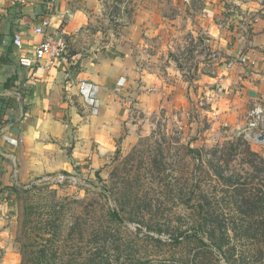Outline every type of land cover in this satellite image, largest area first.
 Returning a JSON list of instances; mask_svg holds the SVG:
<instances>
[{
	"label": "rangeland",
	"instance_id": "obj_1",
	"mask_svg": "<svg viewBox=\"0 0 264 264\" xmlns=\"http://www.w3.org/2000/svg\"><path fill=\"white\" fill-rule=\"evenodd\" d=\"M143 1L102 0L93 14V25L102 33H87L84 46L98 39L111 43L124 37L141 43L143 49H135L131 92L139 90L144 100L134 102L131 97L124 120L119 115L120 119L115 117L104 127L100 121L98 139L82 146L73 169L51 173L78 181L46 184L40 176L27 178L10 192L1 188L0 264H90L84 258L95 248L91 231L105 223L107 209L116 208L122 200L127 210L119 214L124 228L118 243L124 244L125 251L116 261L120 253L110 249L114 264H132L135 259L129 253L136 249H140L136 257L140 264L208 263L207 256L197 259L193 245H168L171 235L164 232L168 229L159 233L157 228L171 225L189 231L200 220V205L228 209L226 219H234L237 212H231L233 204L225 193L231 185L223 177L264 191V144L236 137L235 130L225 127L217 114V98L210 106L201 104L206 95L204 78L215 75L224 56L221 34L214 32L216 25L204 12V0ZM125 4L132 9V21L127 20ZM141 6L146 16L139 20ZM139 23L140 30L129 31V36L107 33L122 25L139 27ZM235 144V153L229 155ZM190 149L209 151L204 163L192 157ZM94 208V216L88 218L86 213ZM240 220L249 223L245 216ZM78 221L85 226L82 235ZM50 222L60 227L48 226ZM229 235L240 236L237 231ZM201 236L208 240L207 235ZM258 239L262 240L261 235ZM41 251L45 259L39 262ZM220 263L225 264L221 259Z\"/></svg>",
	"mask_w": 264,
	"mask_h": 264
},
{
	"label": "crops",
	"instance_id": "obj_2",
	"mask_svg": "<svg viewBox=\"0 0 264 264\" xmlns=\"http://www.w3.org/2000/svg\"><path fill=\"white\" fill-rule=\"evenodd\" d=\"M101 1L26 0L13 6L12 0H0V195L1 188L10 192L29 177L72 170L82 146L98 139L100 121L103 126L120 119L119 115L124 120L131 97L134 102L144 100L131 82L135 49H143L141 43L124 37L84 46L87 33H102L93 25ZM204 2V12L216 25L214 32L221 34L224 55L215 75L204 78V93L217 98L222 123L233 130L245 128L253 106L264 103V0ZM124 8L132 21L131 7L125 4ZM143 11L141 6L139 20L146 16ZM42 20H51V30L66 34L68 64L33 74L19 66V53L9 44L15 34H21L25 45L33 48L40 40L33 29ZM131 25L107 33L129 36V31L142 26ZM239 56H247L254 65L228 69L225 62ZM82 83L88 85L86 89Z\"/></svg>",
	"mask_w": 264,
	"mask_h": 264
},
{
	"label": "trees",
	"instance_id": "obj_3",
	"mask_svg": "<svg viewBox=\"0 0 264 264\" xmlns=\"http://www.w3.org/2000/svg\"><path fill=\"white\" fill-rule=\"evenodd\" d=\"M237 147L238 145L236 144L232 146L229 155H233ZM188 152L192 157L198 159L199 162L202 161V163H204L203 156H206L209 151L205 152L198 149H190ZM251 155L255 156V154ZM215 172L221 178L223 177L220 171ZM223 178L225 183L231 185L229 190L225 193L227 195L226 198L233 204L231 212L234 210L237 212L234 219H226V216L229 215L226 213L228 209L200 205V220L194 227H190L189 231H185L181 227L176 228L169 225L168 227L157 228L158 232H163L164 229L167 228L168 230L164 232H168L171 235L170 241L167 242V244L173 247L183 243H188L190 246L193 245L197 250V259H201L203 256H207L208 258V263L201 261L200 264H222L220 263V259L223 260L225 264H264V191L261 189H254L251 186L253 184L250 185V188L246 187L249 184H241V186L233 184L235 182H233L232 177ZM204 198L207 199L206 196ZM125 204L124 200H122L120 201V207H109L107 212L103 215L105 223L102 224L101 222L93 227L91 232L95 248L93 249L92 255L84 258L88 263L114 264L112 262L113 256L110 251L111 248L114 249L116 253H120V257L116 258V261L121 259L123 255L122 250L124 249L125 251V246L123 243H118V240L120 241V236L123 234L122 230L124 225L116 218L115 211H117L118 214L125 212V210H127L125 209V206H127ZM95 212L96 208L92 211H88L86 215H88V218H91L94 216L93 213ZM241 216H245V220L249 221V223H247L248 225L244 220H240V223L238 222V217ZM49 225L55 229L60 227L51 222L48 226ZM139 230L140 229L137 230L138 233H140ZM230 231H237V234L239 233L240 236L232 238L229 235ZM83 232H85V226L79 224L78 221V234L82 235ZM201 233L207 235V241H205L203 236L199 237ZM258 235H261L262 240L258 239ZM135 237L138 238V234H136ZM146 238L152 239L153 237L146 236ZM152 241L157 244L167 245L161 240L152 239ZM131 242H134V240L131 239L128 242L129 249ZM257 246H259L260 249H258ZM139 251L140 249H136L131 254L129 253L132 259H135L132 260V264H140L136 259ZM44 253L41 251V256L38 259L39 262L45 259ZM214 255L219 257L216 258Z\"/></svg>",
	"mask_w": 264,
	"mask_h": 264
},
{
	"label": "built area",
	"instance_id": "obj_4",
	"mask_svg": "<svg viewBox=\"0 0 264 264\" xmlns=\"http://www.w3.org/2000/svg\"><path fill=\"white\" fill-rule=\"evenodd\" d=\"M25 2L26 0H12V5L24 4ZM51 28V20H42L34 27L33 35L40 40L33 48H28L25 45L21 34H15L13 36L9 45L19 53V66L29 70L33 74H37L41 71H51L62 62L67 63L66 59L69 53L68 38L64 32L53 31ZM225 63L228 69L236 65H254V62L247 56L234 57L227 60ZM119 85L122 86V81ZM86 86H88L86 83L81 84L82 89H86ZM214 98L213 95H207L202 98L201 104L203 106H210L212 102H214ZM249 116L250 118L247 126L243 129L235 130V136H243L247 141L253 144H260L258 142L259 138L264 136V103H256L251 109ZM225 127H228V125ZM12 143L16 142L12 141ZM76 181H78V179L75 177L64 174L46 175L40 180L41 183H53L56 185H61L65 182L73 183Z\"/></svg>",
	"mask_w": 264,
	"mask_h": 264
},
{
	"label": "water",
	"instance_id": "obj_5",
	"mask_svg": "<svg viewBox=\"0 0 264 264\" xmlns=\"http://www.w3.org/2000/svg\"><path fill=\"white\" fill-rule=\"evenodd\" d=\"M260 144H264V136L259 138V141H258ZM115 215H116V218L123 224L124 221L121 219L120 215L118 214L117 211H115Z\"/></svg>",
	"mask_w": 264,
	"mask_h": 264
}]
</instances>
